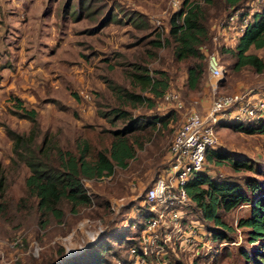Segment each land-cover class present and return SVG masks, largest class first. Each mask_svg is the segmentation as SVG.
Listing matches in <instances>:
<instances>
[{"label":"rangeland","instance_id":"obj_1","mask_svg":"<svg viewBox=\"0 0 264 264\" xmlns=\"http://www.w3.org/2000/svg\"><path fill=\"white\" fill-rule=\"evenodd\" d=\"M173 1L0 0V264H42L49 258L60 263L97 240L105 246L110 262L114 264V252L117 259H125L130 243L115 236L132 240L140 233V223L147 215L141 204L143 192L165 164L171 133L184 109L166 108L170 116L164 124H145L126 133L133 147L126 166H114L110 175L97 178L81 176L89 201L74 212L63 204L62 221L37 222L33 197L24 186L29 173L24 160L36 157L42 146H51V154L55 146L74 151L79 138L87 139L95 149L103 147L128 118L150 120L162 114L161 96L153 106L124 96L133 92L150 97L131 79L135 65L146 67L148 74L164 70L169 76L167 89L179 92L185 109L201 112L211 96L220 92L247 90L264 96V69H233L234 56L221 49L225 44L221 38L213 37L216 23L230 11L216 0L197 1L204 7L203 21L210 35L201 50L203 55L215 52L222 81L214 82L205 68L196 90L183 87L190 60H175L163 41L175 11ZM260 2L245 0L244 4L256 8ZM156 39L159 45L154 44ZM249 50L264 62V45ZM114 108L124 110V116H112ZM29 110L32 120L21 115ZM215 133V149L252 159L262 174L235 171L225 161L206 160L204 170L238 182L254 175L264 185V133L248 134L219 124ZM246 210L247 205L240 204L220 212L231 227L229 238L210 240V251L201 254L205 255L201 264H264V239L248 243L246 228L236 224ZM189 215L196 218L191 210ZM206 224L212 226L210 221ZM242 250L253 251L251 260L241 256ZM190 255L177 251L184 264L190 262ZM169 262L174 264L171 254Z\"/></svg>","mask_w":264,"mask_h":264},{"label":"trees","instance_id":"obj_2","mask_svg":"<svg viewBox=\"0 0 264 264\" xmlns=\"http://www.w3.org/2000/svg\"><path fill=\"white\" fill-rule=\"evenodd\" d=\"M205 2L210 0H203ZM245 0H216L223 9H242L243 14H248V21L243 31L239 33L231 44H222L221 49L234 56L233 69L249 66L257 72L264 69L263 60L254 52L247 51L250 46L260 48L264 45V0L256 8L245 6ZM204 7L197 0H181L177 10L172 12L168 20L167 36L163 39L170 46L172 57L175 60H190L185 69L183 87L186 90H196L205 73L204 55L201 45L209 41L208 27L203 21ZM227 14V13H226ZM225 14V15H226ZM154 44L159 45V40ZM131 79L150 93V97L138 93L125 92L124 96L132 102L142 103L147 101L148 106H153L162 92L169 87V76L164 70H155L148 74L146 67L135 65V70L130 72ZM20 107L19 104H17ZM112 116L123 117L125 111L114 108L110 111ZM24 117L33 119V111H23ZM170 116L169 111L159 115H153L146 120L128 118L127 122L113 131L106 146L93 148L85 138L77 139L74 151L54 147L52 154L51 146H44L37 151V156H27L25 164L29 169L24 178V186L28 196L33 197L36 211V220L44 225L48 220L62 221L64 204L68 211L74 212L81 205L89 201V196L82 186L80 177L97 178L110 175L114 166L124 168L127 160L133 155V147L124 136L133 129L145 124L160 122L164 124ZM217 124L227 126L233 131L243 133H264V115L254 119H239L234 121L219 120ZM45 141V140H44ZM18 142V141H17ZM209 150V151H208ZM204 156V162H226L233 170H248L256 175L262 174L261 167L252 159L236 154H228L218 149H208ZM185 190L189 203L186 211L194 212L206 228V238L210 240L228 239L227 226L220 217V212L245 204L246 214L239 217L236 224L246 228L248 243L264 239V185L254 175H247L242 182L212 175L201 170L190 175L185 183ZM144 207V206H143ZM210 221V227L207 222ZM137 236L126 239V235L115 236L116 240L137 245ZM126 239V241H125ZM126 248V257L119 258L121 264L131 262V256ZM105 246L100 240L93 242L83 252L73 257L64 258L60 263L52 259L42 264H113L104 254ZM250 252L242 250L241 256L245 260H251ZM61 255V252L59 253ZM115 258L117 253L114 252ZM205 255L193 253L189 257L188 264H201ZM174 264L181 263L178 257L172 256ZM214 257L212 261L215 259ZM211 261V262H212ZM147 264H150L147 262Z\"/></svg>","mask_w":264,"mask_h":264},{"label":"built area","instance_id":"obj_3","mask_svg":"<svg viewBox=\"0 0 264 264\" xmlns=\"http://www.w3.org/2000/svg\"><path fill=\"white\" fill-rule=\"evenodd\" d=\"M176 3L177 0L173 1L175 10L179 8ZM247 21L248 14H243L242 9H233L216 23L213 37L231 44ZM204 63L214 82L220 81L223 70L214 51L204 54ZM159 103L161 113L166 108L184 110L171 133L165 164L143 192L141 204L147 215L140 223L137 245L127 248L132 258L128 264H171L169 256L177 257V251L190 254L210 251L207 227L186 211L189 200L185 183L192 173L202 169L206 151L217 143L215 126L219 120L254 119L264 115V96L252 95L247 90L216 93L201 112L185 109L175 89L163 91ZM114 264H121V260L115 258Z\"/></svg>","mask_w":264,"mask_h":264},{"label":"crops","instance_id":"obj_4","mask_svg":"<svg viewBox=\"0 0 264 264\" xmlns=\"http://www.w3.org/2000/svg\"><path fill=\"white\" fill-rule=\"evenodd\" d=\"M250 47H252V46H250ZM250 47L248 48V50L250 49ZM250 51V50H249ZM206 102V101H205ZM208 104V103H207ZM206 107V106H205Z\"/></svg>","mask_w":264,"mask_h":264},{"label":"water","instance_id":"obj_5","mask_svg":"<svg viewBox=\"0 0 264 264\" xmlns=\"http://www.w3.org/2000/svg\"><path fill=\"white\" fill-rule=\"evenodd\" d=\"M220 81H222V78L220 79Z\"/></svg>","mask_w":264,"mask_h":264}]
</instances>
